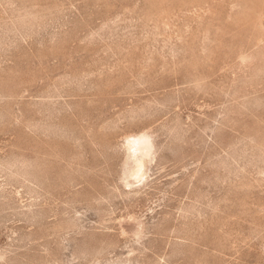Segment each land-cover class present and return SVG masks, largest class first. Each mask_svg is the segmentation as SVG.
<instances>
[{
	"label": "rangeland",
	"instance_id": "374dc122",
	"mask_svg": "<svg viewBox=\"0 0 264 264\" xmlns=\"http://www.w3.org/2000/svg\"><path fill=\"white\" fill-rule=\"evenodd\" d=\"M0 264H264V0H0Z\"/></svg>",
	"mask_w": 264,
	"mask_h": 264
},
{
	"label": "bare ground",
	"instance_id": "6f19581e",
	"mask_svg": "<svg viewBox=\"0 0 264 264\" xmlns=\"http://www.w3.org/2000/svg\"><path fill=\"white\" fill-rule=\"evenodd\" d=\"M129 145H130V148H132V149H135L136 150V152L138 151H140L141 153H142V151H144L143 150V146H144V140H143V138H141V139H138V140H136V141H134V142H131V143H129ZM130 152V151H129ZM133 152H134V154H137V153H135V151L133 150ZM134 154L133 155H131V154H129V155H131V156H134ZM138 155H140V154H138ZM141 157V156H140ZM127 158H128V156H127ZM131 159H133L132 157H130V160ZM135 159H136V157H135ZM129 160V161H130ZM135 162H136V160H135ZM128 163V162H127ZM131 164V163H130ZM127 167H129V166H127Z\"/></svg>",
	"mask_w": 264,
	"mask_h": 264
}]
</instances>
